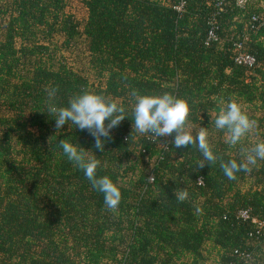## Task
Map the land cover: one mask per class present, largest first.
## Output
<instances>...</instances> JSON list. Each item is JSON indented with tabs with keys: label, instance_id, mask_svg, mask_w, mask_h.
I'll return each mask as SVG.
<instances>
[{
	"label": "trees",
	"instance_id": "trees-1",
	"mask_svg": "<svg viewBox=\"0 0 264 264\" xmlns=\"http://www.w3.org/2000/svg\"><path fill=\"white\" fill-rule=\"evenodd\" d=\"M75 1L87 8L84 23ZM262 2L241 10L229 0L221 11L215 0H0V264H264V160L234 180L220 167L264 141V25L246 31ZM213 22L218 41L208 43ZM246 34L252 68L234 60ZM82 37L94 77L64 55ZM48 86L59 89L57 107L87 89L125 108L103 152L71 121L57 132ZM133 89L185 99L187 124L208 129L217 162L199 168L200 151L175 148V133L133 131ZM229 100L257 122L255 142L249 132L232 146L215 128ZM61 139L101 161L97 177L121 191L116 210L57 146ZM186 187L178 202L174 190Z\"/></svg>",
	"mask_w": 264,
	"mask_h": 264
},
{
	"label": "clouds",
	"instance_id": "clouds-1",
	"mask_svg": "<svg viewBox=\"0 0 264 264\" xmlns=\"http://www.w3.org/2000/svg\"><path fill=\"white\" fill-rule=\"evenodd\" d=\"M58 90V87L45 88L47 111L54 116L57 132L71 121L76 128L87 130L94 138V147L103 152L105 142L111 140V130L126 118L125 108L113 99L87 89L73 95L67 107H57L54 98ZM130 95L134 100L133 131L140 134L150 133L154 138L172 136L175 133L172 141L175 148L193 146L200 151L203 158L198 161L199 168L217 162L218 158L208 142V129L199 127V130L193 134L191 126L187 124L190 107L185 99L177 98L168 92L162 95H142L135 89ZM214 123L216 129H226L227 142L232 146L237 145L242 137L258 127L257 122L250 119L240 104L234 100H229L226 106L220 109ZM57 146L63 150L69 161L74 162L75 166L84 172L93 188L103 193L106 207L109 210H116L121 201V191L110 177L106 175L97 177L96 171L101 161L96 155L92 151L77 147L68 139L59 140ZM241 155V163H237L234 159L227 162L220 161L224 175L230 180L236 179V172H251L250 166L255 165L257 160H264V141L256 143L251 148H242ZM153 179L152 176L148 177L150 182ZM199 182L200 180L197 183ZM174 196L178 202L186 201L189 197L187 187L175 189ZM202 211L200 207L195 208L196 213Z\"/></svg>",
	"mask_w": 264,
	"mask_h": 264
},
{
	"label": "built area",
	"instance_id": "built-area-1",
	"mask_svg": "<svg viewBox=\"0 0 264 264\" xmlns=\"http://www.w3.org/2000/svg\"><path fill=\"white\" fill-rule=\"evenodd\" d=\"M76 5H79L84 13V17L83 19H79L77 12L74 11V14L77 17V20L81 23H84L87 19V15H88V11L87 8L82 4L79 3L78 1H75ZM229 0H215V6L218 7L219 9H221L224 7L225 4H228ZM236 6L241 9V10H245L249 0H235ZM261 7L264 9V2H262ZM178 9L179 12L183 11L184 8V3H181L178 7H176ZM264 25V12L256 17H252L251 21L249 23H247L246 25V31H253V32H257V30ZM217 30H218V26L216 22L212 23V29L208 35V43L213 42V41H218V35H217ZM83 41H84V47H86V38L82 37ZM249 41V36L246 34L244 36V39L242 41L239 42H235L234 43V47H233V54H234V60L238 65L241 66H247V67H254L256 66V60L254 57H252L249 53H248V46L247 43ZM86 49V48H85ZM241 217L243 219H249L250 215L248 212H242ZM256 222V221H254Z\"/></svg>",
	"mask_w": 264,
	"mask_h": 264
},
{
	"label": "rangeland",
	"instance_id": "rangeland-1",
	"mask_svg": "<svg viewBox=\"0 0 264 264\" xmlns=\"http://www.w3.org/2000/svg\"><path fill=\"white\" fill-rule=\"evenodd\" d=\"M74 11L75 12L78 11L77 15H78L79 19H83L84 13H83V11L79 5H74ZM64 55L67 58L69 65L71 67H73L74 70L82 73L85 76H93L91 73V70H90V66L88 64V56L85 52L83 39H80L78 41V46L76 45L75 47L74 46L72 47V52H66ZM191 130L193 131V134H195L196 130H194V128H191ZM253 133L254 132H251L249 139H250V141L255 142V140H254L255 135ZM248 185H249V183H247L246 185H243V188L248 187ZM208 250H209V246L207 245L205 251H208Z\"/></svg>",
	"mask_w": 264,
	"mask_h": 264
}]
</instances>
